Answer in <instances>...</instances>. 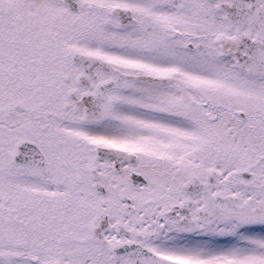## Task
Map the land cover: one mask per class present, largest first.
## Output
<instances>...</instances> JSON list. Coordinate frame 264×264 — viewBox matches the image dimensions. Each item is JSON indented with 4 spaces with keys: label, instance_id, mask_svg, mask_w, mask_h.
Returning <instances> with one entry per match:
<instances>
[{
    "label": "snow or ice",
    "instance_id": "obj_1",
    "mask_svg": "<svg viewBox=\"0 0 264 264\" xmlns=\"http://www.w3.org/2000/svg\"><path fill=\"white\" fill-rule=\"evenodd\" d=\"M0 264H264V0H0Z\"/></svg>",
    "mask_w": 264,
    "mask_h": 264
}]
</instances>
